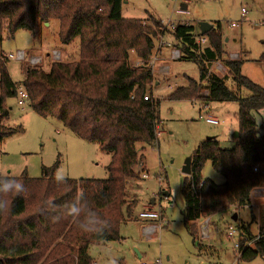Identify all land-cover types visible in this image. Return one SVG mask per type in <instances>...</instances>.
I'll return each mask as SVG.
<instances>
[{"label": "trees", "instance_id": "obj_1", "mask_svg": "<svg viewBox=\"0 0 264 264\" xmlns=\"http://www.w3.org/2000/svg\"><path fill=\"white\" fill-rule=\"evenodd\" d=\"M121 7L122 0H0V41L4 31L10 36L19 30L34 33L39 24L52 20L58 22L61 45L78 39L77 61L52 62L48 71L22 64L20 86L35 114L59 121L80 140L96 143L111 155L106 179L57 183L53 176L57 163L42 167L39 178L18 177L26 191L6 197L9 210L0 213V264H38L46 252L49 264H92L90 247L118 241L120 225L131 216L128 193L139 179L134 170L139 161L136 145L151 146L159 124L156 104L146 93L152 77L147 62L157 39L153 26L158 29L161 24L125 19ZM171 36L179 60L195 64L198 79L187 78V86L167 98L237 104L234 146L223 149L215 138L203 140L191 156L190 176L181 181L183 224L195 245L196 222L250 208L252 191L264 188V123L258 125L251 114L264 109V88L241 74V59L226 58L219 23L205 35L193 26L176 25ZM198 38L205 44L197 43ZM129 52L141 66L132 67ZM218 61L225 67V77L209 71ZM256 62L264 64V53ZM16 88L6 64L0 62V144L15 133L2 122L8 118L6 101L16 98ZM201 90L204 96L199 95ZM206 162L223 184L202 179ZM257 166L260 169L254 172ZM72 206L78 208L77 215L70 214ZM89 221H95L91 225L95 232L105 228L104 234L83 232L81 225ZM238 230L243 238L237 261L259 258L264 263V215L256 236L242 224Z\"/></svg>", "mask_w": 264, "mask_h": 264}, {"label": "rangeland", "instance_id": "obj_2", "mask_svg": "<svg viewBox=\"0 0 264 264\" xmlns=\"http://www.w3.org/2000/svg\"><path fill=\"white\" fill-rule=\"evenodd\" d=\"M121 15L125 19L143 20V25L147 26H153L155 21L161 24L158 29L153 26L157 30V39L147 62L152 77L148 86L150 93H146L156 104L159 124L156 141L151 146L136 145L139 161L134 170L139 179L131 184L128 193L131 216L119 227V236L123 240L90 247L92 264H109L113 258L117 264H264L259 258L251 263L238 262L239 253L234 249V244L243 238L238 230L239 224L246 226L251 235L258 234L260 218L264 215V191L258 192L260 197L253 201V207L231 209L211 220L209 217L196 222L195 245L184 227L181 213L180 190L184 177L181 169L185 160L207 138H215L223 149L234 146L237 104L209 102L202 105L196 100L167 98L177 88L187 86V78L198 79L195 64L171 60V51L178 50L171 36L176 25L198 28L199 23L212 26L219 23L226 58L240 53L244 62L241 74L264 88V64L256 62L264 53V0H122ZM57 32L58 22L55 20L39 24L34 33L19 30L10 36L4 31L0 55L23 51L27 58L40 56L42 62L36 67L44 71H48L52 62L77 61L78 39L63 46L58 42ZM53 51L59 52V60L51 59ZM129 62L134 68L142 65L133 52H129ZM22 64L31 67L21 61L6 64L9 78L17 87L23 80ZM217 68L221 71L216 72ZM209 71L220 77L226 76L220 61L212 64ZM226 85H231L229 80ZM205 94L204 90L199 92V95ZM247 95L242 92L243 97ZM6 105L8 118L2 123L15 133L0 144V175L39 178L42 167L49 168L57 163L54 173L61 168L69 179L107 178L106 167L111 155L100 151L96 143L80 140L62 123L38 116L27 104L18 106L16 98L8 99ZM201 106L204 109H200ZM205 115L218 124H207L200 118ZM253 117L258 125L264 123V109L253 113ZM201 177L217 185L224 183L209 162L204 164ZM166 192L167 197L164 196ZM145 209L160 213V220L152 222L159 227L150 235L143 234V227L151 222H141L138 218ZM235 216L236 220L233 219ZM229 226L238 230L232 238L227 236ZM201 228L205 236H201ZM47 255L48 252L38 264H49Z\"/></svg>", "mask_w": 264, "mask_h": 264}, {"label": "built area", "instance_id": "obj_3", "mask_svg": "<svg viewBox=\"0 0 264 264\" xmlns=\"http://www.w3.org/2000/svg\"><path fill=\"white\" fill-rule=\"evenodd\" d=\"M181 2H184V0H179ZM180 13H184L183 11H179ZM241 14H244V10H241ZM234 25L232 24L231 27H233ZM197 43L203 45L205 44V40L203 38H198ZM168 47L170 46V44H167ZM51 59L53 60H59V52L57 51H53L51 52ZM180 59V52L179 50H172L171 51V60L172 61H177ZM229 59L230 60H236L238 59V55L237 54H230L229 55ZM9 61H21L22 63H27L28 65H30L31 67H36L37 65H39L40 62H42V59L40 56H30L29 58L26 57L25 53L23 51H16L14 54H7V55H0V62L1 63H5L7 64V62ZM220 69H216V72H220ZM16 99H17V105L22 107L23 105L27 104L28 101V96L25 93V91L20 87L16 88ZM144 100H147V98L145 97ZM203 105V104H202ZM200 109H204L202 106L200 107ZM200 118H203L205 120V122L209 125H217L218 122L211 118L208 115L205 116H200ZM260 169V166H257L253 169L254 172L258 171ZM138 218L140 220H143L145 222H156L158 220H160V213L157 211H151V210H144L142 212H140V214L138 215ZM156 227H159V225L153 223V224H148L145 225L143 227V234L144 235H150L153 232H155ZM203 228H201V232L203 234L202 231ZM228 232H227V236L229 238H232L234 236V234L236 233V230L234 227L229 226L228 228ZM201 236H205L204 234ZM238 242H236L234 244V249L236 251H238Z\"/></svg>", "mask_w": 264, "mask_h": 264}, {"label": "clouds", "instance_id": "obj_4", "mask_svg": "<svg viewBox=\"0 0 264 264\" xmlns=\"http://www.w3.org/2000/svg\"><path fill=\"white\" fill-rule=\"evenodd\" d=\"M54 179L57 183L67 182L69 177L65 174L64 170L58 168L54 173ZM26 191L25 185L22 180L15 176L10 175H0V213L7 212L9 210V201L6 199L9 195L20 196L22 193ZM79 212L78 208L72 206L70 208V214L77 215ZM95 221H89L88 224H82L81 230L83 232L92 233L95 235H103L105 232V228H101L99 232H95L91 225H93ZM109 264H117V260L115 258L109 261Z\"/></svg>", "mask_w": 264, "mask_h": 264}, {"label": "water", "instance_id": "obj_5", "mask_svg": "<svg viewBox=\"0 0 264 264\" xmlns=\"http://www.w3.org/2000/svg\"><path fill=\"white\" fill-rule=\"evenodd\" d=\"M212 27L213 26L211 24H208V23H199L198 24V31L200 32L201 35H205ZM234 138H237V132L234 134ZM190 166H191V157H188L185 160L184 165L181 169V174L186 176V177H189L190 173H191ZM233 219L235 220V218H233ZM138 257H139V255H138Z\"/></svg>", "mask_w": 264, "mask_h": 264}, {"label": "crops", "instance_id": "obj_6", "mask_svg": "<svg viewBox=\"0 0 264 264\" xmlns=\"http://www.w3.org/2000/svg\"><path fill=\"white\" fill-rule=\"evenodd\" d=\"M235 54H237L238 56H239V58L241 59V54L240 53H235ZM244 63V62H243ZM260 111H262V110H260ZM260 111H258V112H260ZM258 112H252L251 114H252V116H253V113H258ZM254 118V117H253ZM255 120V119H254ZM219 143V142H218ZM143 146V145H142ZM259 191H264V188H258V189H254L253 191H252V194H251V197H250V207H253L254 206V202L253 201H257L259 198L258 197H260V195L258 194V192ZM165 197H167L168 196V193L166 192V195H164ZM182 205H183V202H182ZM146 210V209H145ZM182 210H183V208H182ZM144 211V210H143ZM182 212V211H181ZM222 214L224 213V212H221ZM221 213H216V214H214L213 216H216L217 214H221ZM213 216H211L210 217V220H211V218L213 217ZM235 218V220H236V216L234 217ZM213 219V218H212ZM139 221H141V222H145V221H143V220H139ZM161 221H162V219H161ZM141 222H139L140 224H142ZM199 222V221H198ZM127 223H130V222H127ZM201 223V222H200ZM124 224H126V223H124ZM150 224H153L152 222L150 223ZM207 237H208V233H207ZM121 240H123V238H119V240L118 241H121ZM108 243H110V242H107V243H100V244H98V246L99 245H106V244H108Z\"/></svg>", "mask_w": 264, "mask_h": 264}]
</instances>
